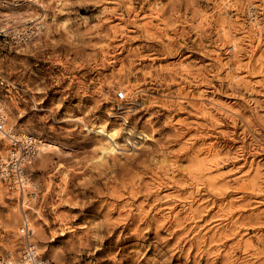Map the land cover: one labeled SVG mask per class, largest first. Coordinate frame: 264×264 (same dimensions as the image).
I'll list each match as a JSON object with an SVG mask.
<instances>
[{
	"label": "rangeland",
	"instance_id": "rangeland-1",
	"mask_svg": "<svg viewBox=\"0 0 264 264\" xmlns=\"http://www.w3.org/2000/svg\"><path fill=\"white\" fill-rule=\"evenodd\" d=\"M1 32L7 126L54 144L24 203L0 175L1 258L26 214L43 264H264V0H0Z\"/></svg>",
	"mask_w": 264,
	"mask_h": 264
},
{
	"label": "built area",
	"instance_id": "built-area-1",
	"mask_svg": "<svg viewBox=\"0 0 264 264\" xmlns=\"http://www.w3.org/2000/svg\"><path fill=\"white\" fill-rule=\"evenodd\" d=\"M2 35V32L0 33ZM27 33L19 34V41L24 42L28 40ZM0 85L6 87V91L10 92L13 90L14 85L8 82L7 77L0 67ZM116 98L120 102H128L129 96L126 90H119L116 94ZM7 108L5 103L0 98V140L4 139L7 134L8 126H7ZM13 131V130H12ZM10 132V131H9ZM29 137H33L32 135H28L25 138H16L12 137L9 139L13 146L12 152H14L13 156L9 159L8 162H5L2 167H0V175L2 179L8 183L10 189L19 191L22 196L28 190V170L27 164L31 163L34 157L36 156L37 149L36 143L34 140ZM11 152V154H12ZM31 197L36 196L35 192L28 193ZM23 200V196H22ZM25 212V210H24ZM25 214V213H24ZM26 215V214H25ZM20 235L24 241L23 255L21 260L26 264H43L42 256L37 253L36 243L34 244L33 236L34 230L30 225V220L27 216L23 215V223L20 227ZM0 261L5 264L7 261L0 257ZM41 262V263H40ZM2 264V263H0Z\"/></svg>",
	"mask_w": 264,
	"mask_h": 264
},
{
	"label": "bare ground",
	"instance_id": "bare-ground-1",
	"mask_svg": "<svg viewBox=\"0 0 264 264\" xmlns=\"http://www.w3.org/2000/svg\"><path fill=\"white\" fill-rule=\"evenodd\" d=\"M13 130V127H9L8 128V132H7V134L8 135H6L5 136V138L4 139H2V140H6V139H11L12 137H16V138H25V137H28V135H26L25 133H21L20 135L19 134H17V133H15L14 132V130ZM10 131V132H9ZM97 132L98 133H101V134H104V135H106V136H108L109 138H110V140H112V142H113V145L114 146H107V147H105V148H103V151L105 152V153H109L111 150H113L114 149V147L115 146H117V142H116V139H115V135H116V132H114V133H109V131L104 127V126H101V127H99V129L97 130ZM33 136V135H32ZM30 139H32V140H34L35 141V143H36V149H37V152L39 153V149L41 148V149H47L49 146L50 147H53L54 146V144H52V143H50V142H45L44 140H38L35 136H33V137H29ZM7 141V140H6ZM40 142H41V144H40ZM111 142V141H110ZM111 142V143H112ZM105 146V145H104ZM111 153V152H110ZM13 154H14V152H12V154H7L5 157H0V167H2L3 166V164L5 163V162H8L9 161V159L11 158V156H13ZM28 186H30V185H32L31 184V182H30V178H29V180H28ZM19 192V191H18ZM24 194L22 195L23 196V200H22V203H24L25 202V196H26V192H25V190H24V192H23ZM19 195H20V192H19ZM30 198H29V200H34V199H36V196H33V197H31V196H29ZM26 216V215H25ZM24 216V217H25ZM37 248V247H36ZM37 253L38 254H40L39 252H38V249H37ZM0 263H4V262H1L0 261ZM10 263V262H9ZM41 263V262H40ZM5 264H8L7 262L5 263ZM10 264H13L12 262L10 263ZM15 264H26V262H24L23 263V260H20V261H18V262H16Z\"/></svg>",
	"mask_w": 264,
	"mask_h": 264
}]
</instances>
